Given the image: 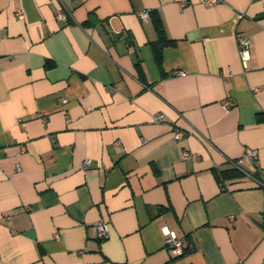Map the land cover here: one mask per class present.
<instances>
[{"label":"crops","instance_id":"1","mask_svg":"<svg viewBox=\"0 0 264 264\" xmlns=\"http://www.w3.org/2000/svg\"><path fill=\"white\" fill-rule=\"evenodd\" d=\"M262 113L264 0H0V264H264Z\"/></svg>","mask_w":264,"mask_h":264},{"label":"built area","instance_id":"2","mask_svg":"<svg viewBox=\"0 0 264 264\" xmlns=\"http://www.w3.org/2000/svg\"><path fill=\"white\" fill-rule=\"evenodd\" d=\"M205 4L208 5H216L219 3V0H204ZM19 18L22 20L24 18V15L22 13H19ZM59 19L65 20L67 18V15L65 13H60L59 14ZM138 17L142 21H148L151 18V12L148 10H143L138 13ZM239 42V47H240V54L241 57L244 59L246 62L248 60L249 56V51L251 47V41L248 38L245 37H240L238 38ZM178 74H182V72H177ZM63 103H66V100H63ZM232 106V103L227 102L225 104V108L228 109ZM155 122L160 123L164 121V118L162 115L156 116L155 117ZM186 139V133L181 130L177 129L174 134V140L175 142H182ZM191 157V153L185 152L184 153V158H189ZM258 151L255 149H247L243 155V157L240 159L239 162H232L234 167H239L241 163H250L253 165H256L258 162ZM91 162L87 161L85 163V166H90ZM95 231L97 232V236L100 240H104L108 236L109 228L105 223H98L95 226ZM165 236H166V245L167 248L176 256V257H181L185 253V246H184V241L179 239L174 233L170 232L169 230L165 229Z\"/></svg>","mask_w":264,"mask_h":264},{"label":"trees","instance_id":"3","mask_svg":"<svg viewBox=\"0 0 264 264\" xmlns=\"http://www.w3.org/2000/svg\"><path fill=\"white\" fill-rule=\"evenodd\" d=\"M168 44V43H171V41L170 40H168V39H166V38H163V44ZM161 48V47H160ZM157 55H159V57H160V53L158 52L157 53ZM257 120L259 121V122H261V121H264V113H262V114H259L258 116H257ZM233 169L231 170V174L232 175H235V174H239L241 171H242V169L240 168V166L239 167H232ZM227 174L226 173H221L220 174V179L223 181L224 179H225V176H226ZM184 255H185V253H184ZM183 255V256H184ZM182 257V256H181Z\"/></svg>","mask_w":264,"mask_h":264}]
</instances>
